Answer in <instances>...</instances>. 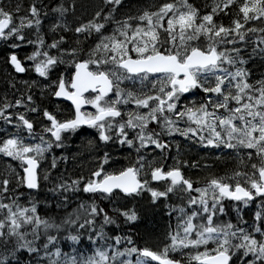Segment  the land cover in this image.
Instances as JSON below:
<instances>
[{
    "label": "snow or ice",
    "instance_id": "1",
    "mask_svg": "<svg viewBox=\"0 0 264 264\" xmlns=\"http://www.w3.org/2000/svg\"><path fill=\"white\" fill-rule=\"evenodd\" d=\"M83 7L0 0V42L13 77L12 95L0 94V155L19 162L0 173V264H264V0H207L203 9L191 0H99L86 16ZM28 46L21 59L15 50ZM26 72L36 78L15 77ZM192 89L205 95L182 103ZM47 96L70 101L74 115L60 119L43 106ZM84 105L95 111L82 112ZM82 125L95 129L100 145L128 149L125 162L103 151L87 176L66 175L59 165L68 157L55 149ZM177 136L218 150L216 159L230 156L234 166L194 181L185 168L211 165L187 159ZM42 182L57 209L77 201L59 222L38 211ZM144 193L141 211L162 203L165 215L175 214L159 250L106 231L119 230L121 218L135 226L141 212L128 202ZM177 196L183 204L170 203ZM253 204L249 222L243 211ZM229 208L235 223L221 219ZM85 235L90 254L59 247Z\"/></svg>",
    "mask_w": 264,
    "mask_h": 264
},
{
    "label": "trees",
    "instance_id": "2",
    "mask_svg": "<svg viewBox=\"0 0 264 264\" xmlns=\"http://www.w3.org/2000/svg\"><path fill=\"white\" fill-rule=\"evenodd\" d=\"M13 2L14 3L21 2L26 5L29 2V0H13ZM50 2L56 3L57 0H44L45 4H49ZM139 2L145 6H155L156 4L160 3L161 0H139ZM191 2L194 3L196 6L200 7L201 9H203L207 0H191ZM78 3L84 6L80 10V14L86 16L88 12L91 11L92 6L99 3V0H96V1L95 0H78ZM121 11L122 12L126 11V8ZM223 22L228 23V19L225 17ZM47 23H48V20H45V26L47 25ZM45 31H46V27H45ZM6 47L7 45L0 42V94H3L5 91H7L9 95H12L13 90L8 89L7 81L9 79H12L13 77L11 75L10 67L6 66L4 59H3V56H4L3 49H5ZM28 50L29 52L31 51L30 46L22 47L20 49H16L15 51H17L19 57L23 59L25 52H28ZM259 63H260L259 60H257L256 64L252 65L254 69V76L256 77L257 75L255 74L258 72L257 69L259 68ZM61 70H63V66H61ZM27 73L28 72L22 75L15 74V77L18 80L21 78L28 79V80L36 78L35 75H31L28 77ZM18 87H22V85L18 84ZM32 91L35 94L37 100L39 101L40 100L39 88H34ZM48 100L51 103L53 102L51 101L52 97L47 96L43 100V106H46L49 109L50 105L48 104ZM59 105L61 108H63V105L58 104V110L61 109ZM65 107L67 108V112L62 114L63 115L62 117L68 118L71 114V111H69L67 106ZM74 141L75 143H72ZM179 142H181V147L184 150L185 157L187 159L189 160L197 159L200 161L201 164H204L205 162H207L208 164L211 165V168L208 169L209 172L211 173L222 174L224 171L230 170L235 164V161L230 156H224L221 159H216L217 151H214L212 153V154H215V157L213 156L210 160H205L203 158H208L207 155H209V152L207 151V149L197 147L183 140ZM97 148L99 149L97 150ZM91 151L93 152L92 154H90ZM103 151H109L110 153H112V155L115 158L121 161V164L125 162L124 157L128 154V149L126 148H121L119 146H115L112 144H109L107 146L100 145L98 138L95 134V130L86 131L85 129H80L74 133H71L70 138L65 140V146L58 150L55 149V153L57 155H59L60 153H64L68 157L66 165L64 163H61L59 165V168L63 170L66 167L68 170L66 175L70 173L73 176L79 175L81 173H83L84 175L86 174L85 176H87L88 170L92 168L96 162L94 158L101 155ZM132 158L133 159L135 158L134 153L132 154ZM200 158L205 161L200 160ZM168 162L171 163V160H169ZM115 167H120V164L116 165ZM188 170H190V168L184 169L185 175L188 174ZM205 179L206 178L200 179L201 183ZM21 191L25 192V196L22 198V200L26 201L27 192L24 189H21ZM79 195L81 198L84 197L83 193H80ZM143 195L145 199L137 198L136 201L132 200L128 202V207H135L137 211L141 212V219L135 224V226L123 225L122 218H121V228L119 230H117L115 226H107L106 228V231H108L109 234H112V235L116 234L117 231H119L120 233L124 235H131L134 242L138 246H141V247L144 246L143 244H147L148 246H150V245L156 244L157 242L161 240H165L166 238L165 236H167V233L169 231V224L172 225L173 229H175V225H176V220L174 218L175 214L173 213L171 216L165 215V212L167 211V209H164L162 203L159 205V207H155L152 210L148 211L147 213L141 211L142 209L146 208L148 205L147 195L146 194H143ZM35 199L41 201V203L38 205V211L40 212V214L42 216H54L57 219V222H59V219L61 218V216L64 215L67 210H71V208L77 202L75 199H73L72 201H70L68 209H64V208L57 209L56 200L52 197L50 193L47 192V188L46 186H43V182H42V187L39 192V195L36 196ZM45 200H48L49 203L45 204L44 203ZM180 201L182 200H180L179 197L177 196V197H173L170 200V203L180 204ZM98 203H100L102 207H105L106 210L111 211V205H109L108 201H98ZM123 203L124 201L119 200L117 206ZM225 203L227 204L228 202L226 201ZM254 210H255V205L253 204L249 208L243 211L244 218L248 220L249 222L251 221L252 213ZM221 219H231L235 223L236 213L232 212L231 208H229L228 215L225 217H221ZM69 243L70 242H67L64 240L60 241L59 247L61 248L62 252L71 254L73 252V247H75L79 252H82L86 255L90 254L91 245L89 244L86 235L82 237V243L79 245L69 246ZM175 257L180 258L177 256Z\"/></svg>",
    "mask_w": 264,
    "mask_h": 264
},
{
    "label": "rangeland",
    "instance_id": "3",
    "mask_svg": "<svg viewBox=\"0 0 264 264\" xmlns=\"http://www.w3.org/2000/svg\"><path fill=\"white\" fill-rule=\"evenodd\" d=\"M28 52H29V50H28ZM26 53L27 52H25V54ZM31 75H35V77H36V74L34 72H28L27 73V76L28 77L31 76ZM255 75H257V78H258V75H259L258 72ZM55 77H56V73H53V77L52 78L54 79ZM204 95L205 94L203 92H201L199 89H192V90H190L189 93H187L186 95H184V99H182V103L198 102V101L201 100V98ZM54 102H56V101H54ZM54 102H52V104H51L50 101L48 100V104L50 105V107H51V105L54 106V110H55L56 114H59V116H63L62 114H64V113L67 112V108L65 106H63V108H61L60 105H59V107L61 109L58 110V104H55ZM70 136H71V133L70 134H67V139H69ZM175 139L177 141H182L183 140L179 136H177ZM193 145H195V144H193ZM195 146L199 147L198 145H195ZM207 151L209 152V155H207L208 158H203V157H201V158H203L205 160H210L213 156L215 157V154H212V153L214 151H218V150H216V149H207ZM225 151L227 152L228 150H225ZM92 153L93 152L91 151L90 154H92ZM201 158H200V160H203ZM205 160H203V161H205ZM18 163H19L18 161H13V160H10V158L3 157L2 155H0V173H2L3 171L7 170L10 166L11 167H14V168H17V170H19L18 167H17L18 166ZM191 170H193V171H191ZM208 174H209V170L208 169L207 170L206 169H190V170H188V174L187 175L188 176H191V178L195 181L197 179V177H199V179L206 178L208 176ZM144 194L147 195V193H144ZM180 204H183V201H180ZM165 237H166L165 240H161V241L157 242L154 245H150V246H148L147 244H143V245L144 246L151 247L154 250H159V249H161L163 247V245L165 243H167V236H165ZM169 254H175V256L179 257V254L178 253H172V252H170ZM133 259H134V257H133Z\"/></svg>",
    "mask_w": 264,
    "mask_h": 264
},
{
    "label": "flooded vegetation",
    "instance_id": "4",
    "mask_svg": "<svg viewBox=\"0 0 264 264\" xmlns=\"http://www.w3.org/2000/svg\"><path fill=\"white\" fill-rule=\"evenodd\" d=\"M184 95H186V93L184 94ZM88 96V95H87ZM51 101H53V97H52V100ZM54 102V101H53ZM55 104H61V105H63V106H67L68 107V109H69V111H71V114H70V116L68 117V118H70V117H72L73 115H74V112H73V109H72V107L69 105V104H66V103H63V102H58V101H56V102H54ZM54 108V106H52L51 105V107L49 108V110L50 111H53V112H55V110L53 109ZM95 111V109H93L92 107H91V105H87V108L84 110V112L85 113H87V112H94ZM55 114H56V112H55ZM60 119H64L65 117H62V116H59L58 114H56ZM39 121H37V128H39V123H38ZM80 129H85L86 131H92V130H95V129H92V128H89L88 126H86V127H82V128H79V129H77V130H80ZM169 255H175V254H169ZM174 257V256H173Z\"/></svg>",
    "mask_w": 264,
    "mask_h": 264
},
{
    "label": "water",
    "instance_id": "5",
    "mask_svg": "<svg viewBox=\"0 0 264 264\" xmlns=\"http://www.w3.org/2000/svg\"><path fill=\"white\" fill-rule=\"evenodd\" d=\"M18 75H20V74H18ZM89 93H85L84 95L86 96V95H88ZM54 98V97H53ZM54 100H56V101H59V102H64V103H67V104H69L70 106H71V102L70 101H67V100H64L63 98H54ZM72 107V106H71ZM87 108V105H84V106H82V112H84V110ZM72 109H73V112H74V108L72 107ZM81 127H86V125H82ZM80 127V128H81ZM25 190H27V189H25ZM28 191V190H27Z\"/></svg>",
    "mask_w": 264,
    "mask_h": 264
},
{
    "label": "bare ground",
    "instance_id": "6",
    "mask_svg": "<svg viewBox=\"0 0 264 264\" xmlns=\"http://www.w3.org/2000/svg\"><path fill=\"white\" fill-rule=\"evenodd\" d=\"M2 48V47H1ZM4 50V49H3ZM1 55H2V53H1ZM6 73V72H5ZM20 78V77H19ZM4 80V79H3ZM51 103V102H50ZM52 104V103H51ZM48 106V105H47ZM54 109V108H53ZM39 123V122H38ZM39 125V124H38ZM71 141V140H70ZM76 141V140H75ZM75 141L74 142H72V143H75ZM79 142V141H78ZM70 144H71V142H70ZM73 145V144H72ZM96 145V144H95ZM74 146H76V145H74ZM73 146V147H74ZM69 147V146H68ZM72 147V146H71ZM96 149V148H95ZM99 148H97V150H98ZM102 154V153H101ZM91 156V155H90ZM93 158V157H92ZM79 161V160H78ZM96 163V162H95ZM121 201H123V200H121ZM136 201V200H135ZM135 204V203H134Z\"/></svg>",
    "mask_w": 264,
    "mask_h": 264
}]
</instances>
